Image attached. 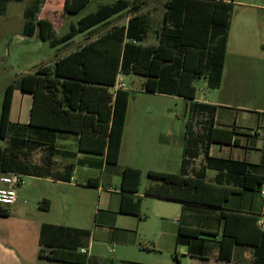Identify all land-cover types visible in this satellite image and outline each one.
<instances>
[{
  "label": "trees",
  "instance_id": "obj_1",
  "mask_svg": "<svg viewBox=\"0 0 264 264\" xmlns=\"http://www.w3.org/2000/svg\"><path fill=\"white\" fill-rule=\"evenodd\" d=\"M11 1L0 0V15ZM47 0H33L24 13L23 35H36L41 29L44 39L52 48L69 43L80 34L110 23L122 13H131L126 26H115L97 40L86 44L70 55L57 60L52 66H43L29 73L5 90L0 138L9 140V147L0 148V175L15 173L22 177H52L70 181L73 165L67 174L53 172L56 132L79 136V150L104 156L107 169L119 164L131 92L115 90L119 75L134 73L147 80L143 90L176 96L186 100L190 113L185 134L184 157L180 173L149 171L152 180L144 196L188 205L221 209L223 235L220 242L222 260H230L237 247L253 248V264H264V231L258 218L237 212H225L224 203L242 190H256L264 186V176L250 170L243 161L213 158L209 155L212 144H231L233 132L215 128L217 106L196 101L195 83L203 78L212 88L222 82L228 46V35L234 16L233 2L225 0H168L161 29H157L158 43L145 45L152 23L140 14L142 7L131 0H117L105 4L96 12L71 24L69 31L55 37L51 21L39 19ZM90 0H66L63 9L53 12L58 17L79 13ZM21 91L33 96L28 136H20L22 126L11 123L14 93ZM203 116L202 132L194 131V117ZM43 150V165L30 161L32 153ZM202 158L198 168L193 163ZM218 171L212 183L206 172ZM143 171L126 167L121 171L122 193L120 213L139 217L142 198L138 197ZM92 181L89 182L91 185ZM48 202V201H45ZM10 210L0 206V217H9ZM53 226H45L41 241ZM76 231V229H68ZM87 237L89 231H80ZM201 231L181 228L178 242L197 239ZM214 236V235H211ZM42 249L40 258L65 264H98L80 249L65 245Z\"/></svg>",
  "mask_w": 264,
  "mask_h": 264
},
{
  "label": "crops",
  "instance_id": "obj_2",
  "mask_svg": "<svg viewBox=\"0 0 264 264\" xmlns=\"http://www.w3.org/2000/svg\"><path fill=\"white\" fill-rule=\"evenodd\" d=\"M225 1L230 2V0ZM231 2H233L235 5L234 0H231ZM62 9L63 8L56 11H60ZM48 14H53V12L51 10H46L44 16H41L42 14L40 13L39 19L51 21V27L54 30L56 27L51 20L50 15ZM70 15L75 14L66 13L61 16L60 19ZM114 18H112L110 22L114 20ZM130 18L131 16L129 19ZM148 19L151 22L150 17ZM127 24L128 22L125 25L116 26H126ZM98 29L94 30L92 33L80 34L73 38L69 43L60 45L59 47L57 46L53 49H56L57 52L62 51L63 49L69 48L70 45L75 44V40L79 36H90V38L87 39V42L82 44L81 47H83L86 44L97 40L100 36L106 34L109 31L108 30L106 33L95 39H91L93 36L98 35ZM232 30L233 20L228 35L227 56L220 87L224 84L226 79L229 81V83L233 82L235 79V71H239L242 68V63L237 62L235 57H233L230 65V74L227 75ZM156 31L157 29H151L149 31L147 40L144 43L145 45H154L158 43ZM38 32L39 28H37L36 35L28 38L39 37ZM151 32L155 34V42L147 44ZM241 34L243 35V33ZM45 37L46 41L50 43V41L47 39V34ZM251 38L253 42L255 40L253 35ZM70 54L71 53L60 57L57 60ZM235 55H239V53H234V56ZM54 63L45 66H52ZM141 92V94L145 93L150 95H159L158 93H148L143 89ZM196 101L199 103L217 106L218 108L216 110L215 128L218 130L232 131L234 133L231 144H212L209 155L218 159L246 162L250 164L251 172L256 175L264 176V121L258 123L256 127L241 126L238 122V116L235 115L234 111H230L223 106L210 104L200 100L198 99L197 95ZM32 104L33 96L31 94L16 91L14 93L12 103L11 123L18 126H27L29 124L30 117L24 123L23 119L25 114L30 113ZM160 112L161 111L159 110H151L146 111V114H139V116L137 115V122L134 125L133 134L131 135L132 129L129 125V102L124 138L119 159L121 171L126 167L138 168L147 173L149 171L171 173V170L168 169L177 168H179L181 171L182 160L184 157L187 124L185 132L183 133L184 141L180 150L178 142L174 141L169 143L166 141L167 138L175 137L171 130L167 129L155 132L154 127L149 129L146 126L147 124H145L144 119L141 118L142 116H166L171 119L173 118L170 113ZM14 116L15 119H17V122L13 119ZM150 133H154L152 134L151 138L154 140V142H156V146L155 144L154 146H150L146 144V142L143 143L146 135ZM53 143L55 145L54 155L52 158L53 172L66 175V167L73 165L72 178L70 181H66L56 180L52 177H24L29 178L30 180H35L36 182H40L38 186H33L30 182L28 185H25L23 178L24 185L20 190H17V199L15 203L7 207L10 210V216L0 217V264H65L39 257V252L42 249H44V252L48 254L51 250L47 249L46 247L57 245H65L68 248H76L77 251L79 249H86L88 252V257L95 260L99 264V258L93 252L94 248L92 240L100 230H103V235H101L103 239L111 240L120 245H131L137 240L138 233L136 230L127 229L131 227L124 224H119L120 216H129L120 213V204L122 198L120 188H114L112 186L109 188H104L105 180L103 179L104 181L102 182V175L100 176V173L102 174L104 171L106 173L108 170L105 164L104 156L81 152L79 150V136L75 134L56 132L53 135ZM142 144L143 150L141 151V159L137 160L138 153L136 148L140 147ZM128 145L130 146L128 147ZM174 145L177 146L176 156L171 150ZM155 149L158 150L157 154H154L156 153ZM254 152L257 154L255 155ZM43 155L44 151L38 150L32 153L30 161L33 164L41 166L43 165ZM200 159V164H203V159L200 157L198 160ZM198 160L193 163V167L197 168L195 163ZM78 175H81L82 177V186L77 185ZM217 175L218 171L214 169H209L206 172L207 180L210 183L214 181ZM90 181H92L91 185L89 184ZM69 189L78 191L77 194L81 200V203L84 206L87 205L86 213L88 218L90 217V212L93 210L91 207V198L93 195H91V193H85L84 190H98L99 192L103 190L106 191V194H108L106 195L107 199H105V206L101 208L103 195L99 193V203L97 206H94L96 225L93 229V232H91L90 227L85 228L82 226V224H79L82 222L73 220L72 224H69L66 220H62V214L67 215L69 211V198L67 196ZM263 192L264 186H262L260 189L258 188L252 191H239L238 194L230 196L229 200L224 203V211L255 216L258 218L259 222L264 223ZM138 197H141L140 191ZM144 197L181 205V216L177 221V227L172 233H170L168 238V251L171 258H139L134 260L136 262L123 261V264H177L180 262V259L185 264H253V248L250 246L237 247L231 254L230 260L221 259L220 242L223 235L221 209L188 204L184 205L179 202H170L153 197ZM141 214L142 213H140L139 217H136L139 222L146 220V218H143ZM45 226L53 227L48 229L47 233L45 234V239L42 243L41 234ZM182 227L199 230L202 232V234H200L197 239L187 240L183 243H180L178 242V237ZM68 229H76V231L74 232ZM112 229L118 231V233H111L110 230ZM80 231H89L91 232V235L87 237Z\"/></svg>",
  "mask_w": 264,
  "mask_h": 264
},
{
  "label": "rangeland",
  "instance_id": "obj_3",
  "mask_svg": "<svg viewBox=\"0 0 264 264\" xmlns=\"http://www.w3.org/2000/svg\"><path fill=\"white\" fill-rule=\"evenodd\" d=\"M33 0H22L20 2L11 1L7 4L6 12L0 15V119L3 107L6 87L14 83L21 77L33 73L40 67L53 64L58 58L79 49L82 44L87 42L90 36H79L75 40V44L69 48L58 51L51 48L50 43L44 39V35L39 29L37 38H28L23 36L24 13ZM66 0H47L41 16L45 11L51 10L55 12L63 8ZM117 0H90L88 4L80 11L79 14L70 15L60 19L57 15L48 14L55 25L53 30L55 37H61L69 31L71 24L77 22L84 16L96 12L98 8L105 4H113ZM141 5V14L150 17L152 29H161L163 22V13L165 11V3L168 0H131ZM231 2V0H230ZM233 6V30L231 34V46L229 52L228 72L230 74L231 60L235 57L236 61L242 63V68L235 71V79L229 83L226 79L220 88H212L207 84L205 78L197 81V97L200 100L223 106L230 111H234L238 116V122L241 126L256 127L258 123L264 121V0H234ZM65 7V6H64ZM132 14L123 13L121 16L114 18L109 24L100 27L97 31L98 35L93 36L95 39L106 33L116 25H125ZM243 33V35L241 34ZM97 34V33H96ZM254 41L252 42L251 36ZM155 42V34L151 32L147 44ZM234 53H239L235 55ZM124 85L131 92L130 98V122L131 135L133 134L134 125L137 122V115L146 114V111L159 110L160 113H170L172 119L168 117L158 116H142L146 126L149 129L154 127L155 132L161 130H171L174 138H167V142H178L181 150L183 144V133L186 124L189 121L190 113L187 109V102L179 97L167 95H150L141 94L146 78L135 75L134 73L122 74ZM30 117V113L25 114L23 123ZM16 122L15 116L13 118ZM141 120V119H139ZM23 130L19 131L20 136H28L31 128L22 126ZM130 131V130H129ZM196 132V130L194 129ZM152 134L146 135L143 143L150 146L157 145L151 138ZM150 141V142H148ZM131 144V143H130ZM173 144V143H172ZM130 145H128L129 147ZM9 147V140L0 138V148ZM152 149V147H151ZM137 160L141 159V151L143 144L136 148ZM175 156L177 154V146L171 149ZM157 154V149H155ZM256 155L257 153L254 152ZM181 157V151H180ZM126 162V159H125ZM201 159L195 165L197 168L201 165ZM122 165V164H121ZM171 173L177 174L180 169H168ZM102 182L105 180L104 188L110 186L120 188L121 185V166L110 168L101 174ZM104 179V180H103ZM25 185L30 182L33 186H38L40 182L24 178ZM77 185L82 186L81 175L77 176ZM152 180L148 177L147 172H143L142 182L140 186V195L142 198V216L146 220L139 222L136 217L120 216L119 224L130 226L138 233L137 240L131 245H120L111 240L102 238V231L93 237V252L99 258V264H123V261L136 262L139 258L164 259L171 258L168 251V238L177 227V221L181 216V205L177 203L164 202L152 198H145L144 192L151 184ZM20 190V189H18ZM77 190L69 189V211L62 214V220L72 224V221L82 222L85 228L90 227L91 232L95 228V209L99 203V193L103 195L101 208L105 205V199L108 194L106 191L84 190L85 193H91L92 211L87 217V205H83L77 194ZM120 228V227H119ZM100 229V228H99ZM111 233L117 234L118 231L110 230ZM172 248V245H171ZM181 258V257H180ZM177 264H185L181 261Z\"/></svg>",
  "mask_w": 264,
  "mask_h": 264
},
{
  "label": "built area",
  "instance_id": "obj_4",
  "mask_svg": "<svg viewBox=\"0 0 264 264\" xmlns=\"http://www.w3.org/2000/svg\"><path fill=\"white\" fill-rule=\"evenodd\" d=\"M125 89L124 80L122 75H119L116 81L115 90ZM207 121L206 117H194V129L196 133L202 132V123ZM22 176L15 173H2L0 175V206L8 207L15 203L17 199V190L21 189L24 185ZM264 195V192L262 193ZM259 227L264 231V223L258 222ZM80 253L88 255L86 249H80Z\"/></svg>",
  "mask_w": 264,
  "mask_h": 264
}]
</instances>
